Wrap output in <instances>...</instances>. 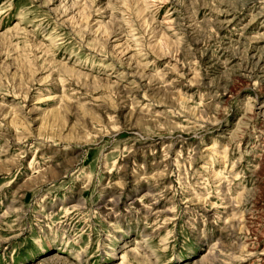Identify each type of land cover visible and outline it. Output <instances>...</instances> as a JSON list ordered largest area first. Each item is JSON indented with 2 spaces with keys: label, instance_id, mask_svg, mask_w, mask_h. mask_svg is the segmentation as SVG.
<instances>
[{
  "label": "rangeland",
  "instance_id": "374dc122",
  "mask_svg": "<svg viewBox=\"0 0 264 264\" xmlns=\"http://www.w3.org/2000/svg\"><path fill=\"white\" fill-rule=\"evenodd\" d=\"M0 264H264V0H0Z\"/></svg>",
  "mask_w": 264,
  "mask_h": 264
},
{
  "label": "bare ground",
  "instance_id": "6f19581e",
  "mask_svg": "<svg viewBox=\"0 0 264 264\" xmlns=\"http://www.w3.org/2000/svg\"><path fill=\"white\" fill-rule=\"evenodd\" d=\"M256 69V68H255ZM143 242H142V240L140 241V242H137V244H142Z\"/></svg>",
  "mask_w": 264,
  "mask_h": 264
}]
</instances>
